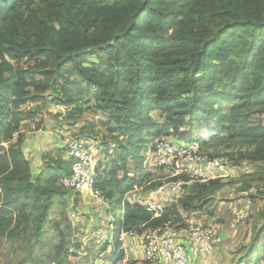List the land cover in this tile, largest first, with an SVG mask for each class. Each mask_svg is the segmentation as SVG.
<instances>
[{
    "label": "trees",
    "instance_id": "16d2710c",
    "mask_svg": "<svg viewBox=\"0 0 264 264\" xmlns=\"http://www.w3.org/2000/svg\"><path fill=\"white\" fill-rule=\"evenodd\" d=\"M49 104L64 108L67 121L80 117L82 104L104 117L117 148L93 188L112 203L111 215L139 185L128 161L147 192L178 180L142 173V154H152L162 137L199 142L212 158H223L213 138L240 141L233 161L258 164L261 179L264 0H0V236L14 251L30 246L13 264H72L69 234L59 222L53 254L37 255L52 210L66 207L64 197L73 193L59 184L70 174L68 160H48L33 178L24 154L22 123L42 117ZM222 186L215 177L195 181L156 218L124 202L111 232L115 250L122 233L142 235L207 213L206 202ZM12 215L18 222L7 231ZM259 217L255 244L236 264L264 256V211Z\"/></svg>",
    "mask_w": 264,
    "mask_h": 264
},
{
    "label": "rangeland",
    "instance_id": "374dc122",
    "mask_svg": "<svg viewBox=\"0 0 264 264\" xmlns=\"http://www.w3.org/2000/svg\"><path fill=\"white\" fill-rule=\"evenodd\" d=\"M82 105L84 112L74 121H67L68 117L64 108L49 104L42 117L37 116L34 120H25L22 123V132L26 136L23 150L25 157L30 161L33 178L43 171L48 160L53 159L57 162L68 160L66 151L64 152L68 135L94 143V146L99 149L96 156V174L112 164L113 154L115 155L114 149L117 146L113 144L107 131L104 117L93 112L87 105ZM89 105L93 106L92 102ZM150 116L154 121L161 123L156 112L151 113ZM200 136L203 140L206 139L205 134ZM211 143L214 146L218 145L217 148L222 151V157L226 161L224 169L215 175V179H222L223 186L214 194L213 199L210 198L206 202L207 213H194L191 218L193 221L210 226L216 236L220 237V243L215 246L210 256L216 257L214 264H236L247 255L251 244H255L257 236L255 231L259 228L256 230L255 225L263 224V219L259 215L264 211V176L260 179L255 175L259 171L258 164L245 161L235 164L234 154L242 149L240 141L228 140L220 135L213 138ZM142 157L144 158L143 174L166 175L162 169L151 168L152 154L143 153ZM127 168L130 169V178L133 179L136 176L139 185L133 192L125 196L121 205H117L114 215L108 211L112 203L101 200L99 196L94 198L95 196L84 194L76 196L75 194L78 193H72L64 197L66 207H57L52 210L49 217L50 224L45 228V234L42 237L43 250L38 249L40 252L37 251V255H40L42 260L53 254L58 243V232L53 226L56 222H59L61 228L69 234L68 259L72 264H107L110 258L115 259L118 251L116 250L115 253L113 252L115 250L109 251L107 247L110 244L107 245L105 242L106 239L110 242L113 241V238L109 236L113 231V224L123 214L127 196L132 201L133 197L147 194L142 184L143 177H139L140 174L135 175L132 171V161H128ZM209 201H212V204L209 205ZM244 202L250 203V216L244 223H236L232 219L231 211L234 206L239 208ZM130 204H134V202ZM208 211H212V213L208 214ZM8 221L7 231L17 225L18 218L16 215H12ZM75 243L78 247L75 246ZM29 252L30 246H23L22 250L14 251L12 242L8 241L5 235L0 236V264L16 263L27 256ZM99 258L100 263L97 262ZM263 259L264 256L258 257L256 261H250L249 264L258 262L264 264Z\"/></svg>",
    "mask_w": 264,
    "mask_h": 264
},
{
    "label": "built area",
    "instance_id": "2783aa9c",
    "mask_svg": "<svg viewBox=\"0 0 264 264\" xmlns=\"http://www.w3.org/2000/svg\"><path fill=\"white\" fill-rule=\"evenodd\" d=\"M65 144L70 174L59 180L60 186L73 193L96 198L98 192L93 187L99 149L94 143L69 135ZM151 158V168H160L166 175L179 177L177 181L149 191L145 196L133 197L132 201L127 196L128 202L144 206L153 218L159 216L168 203L181 199L185 187L195 181L214 178L226 164L224 158H212L203 152L199 142L190 143L170 137L156 141ZM250 212V203L244 202L239 208L234 206L232 219L236 223H244ZM219 243L220 237L210 226L193 221L191 216L182 217V223L167 221L157 228H147L140 235L144 260L150 264H208Z\"/></svg>",
    "mask_w": 264,
    "mask_h": 264
},
{
    "label": "crops",
    "instance_id": "0c3cea01",
    "mask_svg": "<svg viewBox=\"0 0 264 264\" xmlns=\"http://www.w3.org/2000/svg\"><path fill=\"white\" fill-rule=\"evenodd\" d=\"M127 202V201H126ZM131 203V202H130ZM123 235L119 236L120 246L118 248V253L116 254L115 259L110 258L107 264H150L144 260V254L140 246V235L136 233H122ZM112 237V233L109 234ZM121 239V240H120ZM106 244H110L107 248L109 251L115 250L114 242L108 239ZM113 251L114 253L117 252ZM107 252V251H106ZM215 255V254H214ZM119 257V258H118ZM212 262L209 261V264L215 263V256L210 257ZM100 263V258L97 261Z\"/></svg>",
    "mask_w": 264,
    "mask_h": 264
}]
</instances>
